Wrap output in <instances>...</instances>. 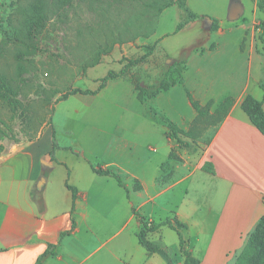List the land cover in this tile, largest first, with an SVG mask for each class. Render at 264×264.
<instances>
[{
	"label": "rangeland",
	"instance_id": "374dc122",
	"mask_svg": "<svg viewBox=\"0 0 264 264\" xmlns=\"http://www.w3.org/2000/svg\"><path fill=\"white\" fill-rule=\"evenodd\" d=\"M170 1L70 0L62 3L48 0L40 16L32 6L33 0H0V73L7 77L19 103L10 128L4 135L0 130V146L5 149L18 140L25 144L49 127L57 142L74 149L86 164L103 165L118 160L129 171L148 163L155 166L164 162L168 155L149 149V142L156 144V135L152 138L150 134L135 131L148 119V113L160 121L165 114L172 121L177 120L180 113L186 115L189 111L185 104L186 94L183 88H176L156 101H141L137 84L156 86L162 70L177 59L186 61L179 69L183 74L186 71L184 79L189 88L213 84L226 92L230 76L241 77L245 73V63L231 54L233 47L242 42L248 46L253 41L263 55L259 57V69L255 67V72H259L264 83V46L258 28L264 19L259 8L261 0H188V6L199 18L178 32H175L176 27L185 13L176 3L165 6L158 13L159 7ZM213 19L219 23L217 30L211 29ZM223 29L226 32L219 34ZM217 42L224 44L227 53L215 59L193 58L186 70L193 52L202 54ZM153 45L150 55L129 67L123 76L109 80L97 94L61 98L75 88L97 89L109 70L119 71L128 60L148 53ZM255 79L254 75L251 89L256 96H261L264 87L261 89ZM217 104H212L205 119L183 130L180 138L186 144L177 141L180 152L177 148L172 150L163 163L168 162V165L162 167L161 177L175 172L186 175L196 168L214 125L225 111L217 110ZM158 107L163 108L164 113ZM11 114V105L0 94L1 119L8 121ZM0 129H5L1 120ZM201 134L206 137L199 138ZM125 143L130 146L124 148ZM127 154L130 157H126ZM206 162L200 165L203 169H207ZM10 166L1 165L0 175L9 177ZM110 168L120 171L115 166ZM61 169L58 167L50 172L53 179ZM121 174L125 181L126 173ZM211 185L198 176L183 184L185 188L190 186L187 199L196 203L210 201ZM116 191L124 193L118 188ZM97 192L91 193V200L112 203L116 196L109 186ZM214 203L220 205L223 199L217 197ZM170 231L163 240L160 237L155 240L177 241L176 232Z\"/></svg>",
	"mask_w": 264,
	"mask_h": 264
},
{
	"label": "crops",
	"instance_id": "0c3cea01",
	"mask_svg": "<svg viewBox=\"0 0 264 264\" xmlns=\"http://www.w3.org/2000/svg\"><path fill=\"white\" fill-rule=\"evenodd\" d=\"M225 32L223 29L219 34ZM224 53H227L224 44L218 42L202 54L193 52L186 70L192 65L193 58L200 61L215 59ZM231 54L245 63V73L241 77L231 75L226 92L213 84L194 85L191 89L185 79V85L202 105L211 100L219 103L226 97H232L234 101L225 116L214 125L199 164L186 175L175 172L161 177L162 164L169 159L173 149L180 152V146L177 140L168 136L165 123L149 113L148 119L135 132H145L152 138L156 135V144L149 142L148 147L153 152L166 153L167 159L155 166L148 163L131 171L118 160L101 165L105 169L115 166L120 171H114L121 177V173H126L127 179H122L129 190L128 195L116 178L94 172L70 146H61L57 142L55 160H52V128L47 127L45 132L25 144L18 140L5 146L0 154V166L11 165L12 173L9 177L0 175V264H34L50 245H55L54 253L45 255L43 264H165L166 258L161 253H148L139 243L137 235L143 224L134 209L149 223L173 217L187 223L188 227L183 230L186 248L200 264H234L250 232L264 215V135L241 108L247 94L256 96L251 89L254 75L256 84L263 89V78L255 72V67L259 69V57L263 55L254 41L248 46L243 42L234 46ZM176 88L184 89L183 85H175L150 101H156ZM186 97L189 111L186 115L180 113L174 120L183 130H188L197 116ZM256 97L264 99V89L262 95ZM157 109L164 113L163 108ZM205 137L199 135V138ZM197 141L201 143L200 139ZM129 146L125 143L124 148ZM202 161L210 163L212 172L200 166ZM88 165L90 167H86ZM58 167L62 169L53 179L50 172ZM197 176L212 184L208 203L187 199L190 186L185 188L183 184ZM42 177L45 181L38 190L37 183ZM135 181L140 182L141 189L133 188ZM66 183L77 189L75 201ZM107 186L116 193L112 203L91 200L92 192L104 191ZM116 188L124 193L117 192ZM33 189L41 193L45 203L43 211L32 197ZM95 196L99 197L98 194ZM217 197L223 199L220 205L214 203ZM170 230L176 232L168 225H162L149 232L148 238L162 239ZM176 234L177 241L165 240L163 243L170 255L179 248Z\"/></svg>",
	"mask_w": 264,
	"mask_h": 264
},
{
	"label": "trees",
	"instance_id": "16d2710c",
	"mask_svg": "<svg viewBox=\"0 0 264 264\" xmlns=\"http://www.w3.org/2000/svg\"><path fill=\"white\" fill-rule=\"evenodd\" d=\"M48 0H33L32 6L37 11V13L42 16L44 12V5ZM62 3H68L70 0H57ZM176 3L177 6L185 13V17L178 23L175 32H178L182 28H184L188 23L193 22L199 18V15L195 13L189 6H188V0H172L169 4H164L159 7L158 13H160L165 6H169L170 4ZM259 8L261 11L264 12V0H261V3L259 5ZM219 28V23L217 19H213V25L211 26L212 30H217ZM258 28L260 30L259 38L264 46V19H262L259 24ZM6 30V29H5ZM215 47L214 44L210 46L209 49H213ZM264 48V47H263ZM154 49V45L150 47V50L145 55L130 59L128 62L119 70H109L108 73L101 78L100 84L97 87V89H80L75 88L72 90H69L65 92L62 95V99H67L70 95L73 94H90L94 95L97 94L100 90H102L108 83L109 80L123 76L126 74L129 67L139 64L146 58L148 55L152 53ZM185 65L186 61L183 60H174L172 63L166 65V67L162 70V73L159 78V82L154 87H142L141 85L137 84L136 88L138 90V97L141 101H145L146 99H151L153 97H156L159 93L163 91H167L171 89L176 84L183 85L187 97L192 105V107L197 112V116L195 120L193 121V124H196L199 120L205 119L209 115V109L212 106V104L215 103V101H209L207 104L202 105L198 99H196L193 95V93L189 90V88L185 85V79L184 74L182 71H180L179 66ZM261 86L264 87V83H261ZM0 94L4 96L9 104L11 105L12 114L10 115L8 121L2 120L0 117V120L3 122V125L5 126V129H0L3 132V135L6 132V129L10 128L11 122L14 120V113L18 109V100L14 97L13 90L10 86L9 81L7 80V77L0 73ZM233 98L232 97H226L224 100L219 102L217 104V110H225L223 111V116L227 113L229 108L233 104ZM264 99H259L256 96L252 94H247L244 99L241 102V108L243 111L248 115L251 122L261 131V133L264 135ZM152 108V107H151ZM220 118V120H221ZM161 119L163 123L167 126L168 129V136L170 138H176L178 142H183L186 144L182 139L180 138V134L183 131V129H180L175 122H173L171 119H169L166 115L161 116ZM58 148V143L56 140V135L53 133V148L50 152V156L52 160H55V150ZM4 151V146H0V154ZM172 156V155H171ZM91 163V162H90ZM168 165V162L163 164V166ZM205 165V166H204ZM203 166L206 167L207 171L212 172V167L210 163L206 162ZM91 166L99 175H109L116 178L119 185L124 187L127 195L129 194L128 188L125 186L122 177L120 174L112 169L109 168H102L101 165H94L91 163ZM66 186L69 190L72 191L73 199L77 198V189L66 183ZM134 189H141V184L139 181H135L133 185ZM32 197L37 202V205L41 211L45 209V203L41 196V193H39L36 189H33L32 191ZM74 209V203L73 207ZM135 214L137 217H139L142 221L143 227L138 232V240L139 243L148 251V253H154L159 252L166 258L165 264H178L180 261L183 262L182 264H200V260L193 256V254L186 248V240L183 235V230L188 227V224L179 220L176 217L168 218L165 220H162L158 223H149L145 220L143 216H141L138 212ZM74 225V224H73ZM162 225H168L170 228L175 230L178 233L179 236V248H177L172 255H170L165 246L162 242L153 241L148 238V233L157 230ZM54 247L55 245H50L49 248L43 253L34 264H43V258L47 254H53L54 253ZM234 264H264V215L260 217L258 220L255 228L251 232L244 248L238 255L236 261Z\"/></svg>",
	"mask_w": 264,
	"mask_h": 264
},
{
	"label": "water",
	"instance_id": "95a60500",
	"mask_svg": "<svg viewBox=\"0 0 264 264\" xmlns=\"http://www.w3.org/2000/svg\"><path fill=\"white\" fill-rule=\"evenodd\" d=\"M45 181V177H42L38 183H37V189L38 190H41L42 189V186H43V182Z\"/></svg>",
	"mask_w": 264,
	"mask_h": 264
}]
</instances>
